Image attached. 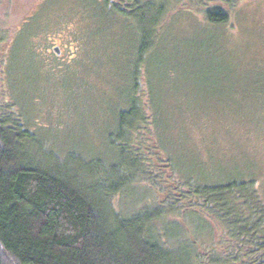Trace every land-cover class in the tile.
I'll use <instances>...</instances> for the list:
<instances>
[{
    "label": "trees",
    "instance_id": "trees-1",
    "mask_svg": "<svg viewBox=\"0 0 264 264\" xmlns=\"http://www.w3.org/2000/svg\"><path fill=\"white\" fill-rule=\"evenodd\" d=\"M233 2L61 1L86 16L87 28L103 39L113 27L127 31L129 45L114 72L121 73L115 91L107 82L98 87V113L88 114L76 133L55 125L54 136H43L48 129L34 124L28 110L19 112L28 102L7 98L0 85V264H242L243 257L247 264H264V203L254 181L201 175L197 155L191 161L196 166L186 168L182 156L196 149L186 132L189 122L164 116L176 105H167L169 93L159 98L158 76L145 65L175 11L223 24ZM23 36L19 67L39 66L46 78L53 66L40 63L29 34ZM84 59L76 67H84ZM196 167L198 174L183 173ZM192 221L197 236L202 224L220 231L214 249L221 261L197 244Z\"/></svg>",
    "mask_w": 264,
    "mask_h": 264
},
{
    "label": "rangeland",
    "instance_id": "rangeland-1",
    "mask_svg": "<svg viewBox=\"0 0 264 264\" xmlns=\"http://www.w3.org/2000/svg\"><path fill=\"white\" fill-rule=\"evenodd\" d=\"M61 1L0 0V85L7 98L18 96L28 102L21 110L18 107L19 112L28 110L34 124L47 128L41 130L43 136H54L50 129L56 126L70 127L76 133L82 123L87 124L88 114L98 113L97 95L102 92L98 87L107 82L115 91L121 73L114 72L122 67L130 39L117 26L111 37L103 39L98 30L87 28L86 16L72 12ZM229 13L225 23L210 24L201 13L175 11L167 18L161 46L145 65L158 76L159 98L163 101L169 93L175 101L167 105H176L177 110L166 109L164 116L189 122L186 132L196 149L182 156L186 168L196 166L191 161L197 155L204 167L201 175L252 180L264 203V0H235ZM25 34L40 63L53 66L47 69L46 78L39 66L19 67ZM91 35L95 36L92 40ZM52 46L59 47V55ZM84 47L88 54L84 50L81 55ZM87 55L94 57L93 64ZM79 58L84 59V67H76ZM66 62L68 70H75L70 76L65 74ZM85 82L89 89H83ZM29 100L32 111L27 108ZM71 130L67 135L74 138ZM187 169L183 171L187 177L198 174L197 167ZM137 188L139 197L143 190ZM193 223L191 232L197 244L221 261L214 249L220 231L211 232L202 224L197 236L198 224ZM241 259L247 264V258Z\"/></svg>",
    "mask_w": 264,
    "mask_h": 264
},
{
    "label": "water",
    "instance_id": "water-1",
    "mask_svg": "<svg viewBox=\"0 0 264 264\" xmlns=\"http://www.w3.org/2000/svg\"><path fill=\"white\" fill-rule=\"evenodd\" d=\"M52 48H53V51H54L55 54H57V55L60 54V49H59V47H57V46H53Z\"/></svg>",
    "mask_w": 264,
    "mask_h": 264
},
{
    "label": "flooded vegetation",
    "instance_id": "flooded-vegetation-1",
    "mask_svg": "<svg viewBox=\"0 0 264 264\" xmlns=\"http://www.w3.org/2000/svg\"><path fill=\"white\" fill-rule=\"evenodd\" d=\"M53 47V46H52Z\"/></svg>",
    "mask_w": 264,
    "mask_h": 264
}]
</instances>
